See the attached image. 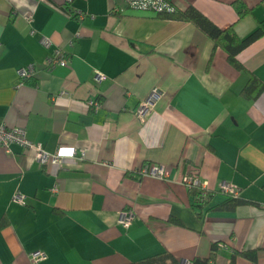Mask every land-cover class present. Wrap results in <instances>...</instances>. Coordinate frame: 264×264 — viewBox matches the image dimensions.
Masks as SVG:
<instances>
[{
  "label": "crops",
  "instance_id": "1",
  "mask_svg": "<svg viewBox=\"0 0 264 264\" xmlns=\"http://www.w3.org/2000/svg\"><path fill=\"white\" fill-rule=\"evenodd\" d=\"M168 1L240 39L264 23V0ZM56 49L69 62L49 69ZM236 58L240 68L194 23L125 0H0V123L64 156L42 165L32 150L0 145V264H128L163 252L181 263L214 253L209 264H264V89L244 93L251 75L264 84V34ZM27 66L34 72L18 86ZM150 164L169 178L142 175ZM193 170L214 192L205 207L183 183ZM223 182L245 203L215 209L228 199ZM129 208L135 218L121 226ZM35 251L45 260L33 263Z\"/></svg>",
  "mask_w": 264,
  "mask_h": 264
},
{
  "label": "built area",
  "instance_id": "2",
  "mask_svg": "<svg viewBox=\"0 0 264 264\" xmlns=\"http://www.w3.org/2000/svg\"><path fill=\"white\" fill-rule=\"evenodd\" d=\"M127 6L133 10H139L144 12H153L155 14H161L166 12H172L175 9V6L168 0H125ZM80 16H84L80 14ZM29 22H32V16L28 17ZM41 43L45 47H50L52 41L47 36L42 37ZM69 60L65 57V54L61 49H56L54 51V56L49 62V69L56 65L66 66ZM34 72L33 66H27L18 70L19 79L17 82L18 86L26 83L32 76ZM104 76L98 74L97 79L99 81L103 80ZM60 95H65L62 92ZM158 97V91L154 90L149 98L143 102L137 110L138 115L142 118L144 117L151 109L154 101ZM91 106H94L96 109L100 107L99 102L91 101ZM17 144L25 149L32 150L35 153L37 161L42 165L47 164H57L62 165L64 161V156L59 152H50L46 150L40 143L33 142L29 139L27 130L23 126H7L5 123H0V145L5 147L7 150L10 149L11 145ZM84 151H75L74 156L79 158L84 157ZM142 175H151L162 180H167L169 178V172L167 168L160 164H150L146 166L140 172ZM183 183L189 187L190 190L197 189L198 196L197 201L204 204L212 199L214 192L208 188L206 181H203L198 170H193L183 178ZM220 192L232 196L240 197V189L231 184L230 182H223L220 187ZM14 200L18 203L25 204L26 196L22 192L18 191L14 195ZM135 218V212L132 208L122 210L119 214V224L124 227H129ZM46 253L44 251H35L31 253V261L37 263L39 261L45 260ZM183 264H190V262H184Z\"/></svg>",
  "mask_w": 264,
  "mask_h": 264
},
{
  "label": "trees",
  "instance_id": "3",
  "mask_svg": "<svg viewBox=\"0 0 264 264\" xmlns=\"http://www.w3.org/2000/svg\"><path fill=\"white\" fill-rule=\"evenodd\" d=\"M237 11L239 13V17H242L244 13L247 11L246 6L240 2L237 5ZM159 17L163 18H174L180 19L184 21H190L197 25L200 29H202L205 33L211 37L216 46H222L228 52V58L233 65L236 67H241L236 56L241 49L246 47L248 44L258 39L264 34V23H261L260 27L248 36L245 39H240L233 28L222 29L217 26L212 20H210L205 14H203L200 10L195 8L194 6H189L188 9L184 12H181L176 7L172 12H166L157 14ZM264 89V84L260 82L258 78L251 75L250 81L246 88L244 89V93L246 96H257ZM255 93V94H254ZM264 189V186H263ZM192 195L195 198V203L199 207H205L210 204V201L202 204L197 201L198 190L192 189L190 190ZM228 196V195H227ZM245 203V200L241 199V197H232L228 196V199L217 206L215 209L227 211L233 210L238 205ZM216 249V248H215ZM251 251H245L243 254L247 257H252ZM214 259V253L209 258H195L190 262V264H209L210 260ZM128 264H183L177 258H175L169 252H163L154 256L146 257L137 261L130 262Z\"/></svg>",
  "mask_w": 264,
  "mask_h": 264
},
{
  "label": "water",
  "instance_id": "4",
  "mask_svg": "<svg viewBox=\"0 0 264 264\" xmlns=\"http://www.w3.org/2000/svg\"><path fill=\"white\" fill-rule=\"evenodd\" d=\"M184 263V262H183Z\"/></svg>",
  "mask_w": 264,
  "mask_h": 264
}]
</instances>
